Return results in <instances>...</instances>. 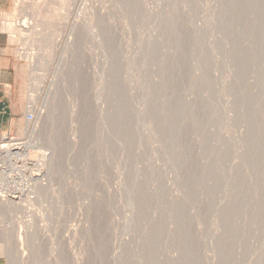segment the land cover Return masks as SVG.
Returning a JSON list of instances; mask_svg holds the SVG:
<instances>
[{"label":"rangeland","instance_id":"374dc122","mask_svg":"<svg viewBox=\"0 0 264 264\" xmlns=\"http://www.w3.org/2000/svg\"><path fill=\"white\" fill-rule=\"evenodd\" d=\"M7 1L0 30L14 67L0 144L7 135L5 143L26 154L13 165L0 157L8 170L0 173V197L16 199L0 208V247L14 251L22 226L33 229L35 212L42 221L34 228L36 252H13L9 260L1 250L0 264H264V0H217L223 8L232 3L221 7L231 8L230 17L215 0ZM56 10L60 18H44ZM214 13L227 17L218 25ZM20 20L38 29L41 46L34 48L25 28L17 31ZM194 25L208 26L205 38ZM178 41H188L184 50ZM194 41L209 45L212 58L202 47L195 56L202 44ZM46 50L52 59L42 65ZM234 72L243 81L231 80ZM31 95L42 97L43 107L32 134L24 130L37 117ZM182 98L195 99L196 113ZM185 104L196 121L186 109V118L180 113ZM179 127H193L192 152Z\"/></svg>","mask_w":264,"mask_h":264},{"label":"bare ground","instance_id":"6f19581e","mask_svg":"<svg viewBox=\"0 0 264 264\" xmlns=\"http://www.w3.org/2000/svg\"><path fill=\"white\" fill-rule=\"evenodd\" d=\"M67 1H69V0H61V4H62V5H65ZM194 1H198V0H194ZM199 1H200V0H199ZM210 1H211V0H210ZM215 1H216V3H217V2H218V3L220 2V1H217V0H215ZM222 1H223V0H222ZM222 1H221V3H225V2H226V0H224V2H222ZM228 1H230V0H228ZM236 1H237V0H236ZM236 1H235V2H236ZM257 1H258V0H257ZM231 2H233V1H231ZM231 2H230V3H231ZM235 2H233V3H234V4H233L234 7H235ZM237 2H238V1H237ZM237 2H236V5L238 6V4L240 3V1H239V3H237ZM212 3H213V2H212ZM218 3H217L216 5H218ZM226 3H227V2H226ZM248 3H250V2H248ZM200 4H201V3H200ZM214 4H215V3H213V4H211V5L213 6ZM240 4H241V3H240ZM259 4H260V3H259ZM49 5H50V4H49ZM198 5H199V4H198ZM201 5H202V4H201ZM201 5L198 6V7H201ZM216 5H214V6H216ZM220 5H221V4L219 3V5L217 6V7H219L218 10H221V9L223 8L222 6H224V5H222V6H220ZM229 5H230V4H229ZM229 5L226 6V7H224V8L229 7ZM231 5H232V3H231ZM231 5H230V6H231ZM241 5H243V4H241ZM248 5H249V4H248ZM257 5H258V4H257ZM260 5H261V4H260ZM260 5H258L259 8H261ZM209 6H210V5H209ZM214 6H213V7H214ZM195 7H197V5H196ZM198 7H197V8H198ZM202 7H203V6H202ZM202 7H201V8H202ZM213 7L210 8V11H211V9H212ZM221 7H222V8H221ZM234 7H232V8H234ZM238 7H239V6H238ZM207 8L209 9V7H207ZM224 8H223V9H224ZM235 8H236V7H235ZM244 8H245V7H244ZM248 8H249V7H248ZM250 8H253V6H252V7L250 6ZM254 8H256V7H254ZM34 9L39 10L38 8H36V6L34 7ZM229 9L231 10V8H229ZM229 9H227V10H228V12L230 13ZM241 9H243V8H241ZM257 9H258V7H257ZM37 10H36V11H37ZM194 10H195V9H194ZM202 10H204V9H202ZM227 10H226V11H227ZM238 10H239V9H238ZM247 10H248V9H247ZM250 10H251V9H250ZM253 10H254V9H253ZM259 10H260V9H259ZM261 10H262V9H261ZM36 11H32V12H36ZM198 11H200V10L198 9ZM198 11H197V13H198V15H199V13H200L201 11H200V12H198ZM204 11H205V10H204ZM207 11H208V10H207ZM210 11H209V12H210ZM212 11H214V10H212ZM226 11H222V10H221V12H224L222 15H224V14L226 15V13H227ZM233 11H234V10H233ZM39 12H40V11H37V12H36L37 15L39 14ZM214 12H216V11H214ZM225 12H226V13H225ZM255 12H256V11H255ZM255 12H254V14H255ZM257 12H258V11H257ZM257 12H256V13H257ZM194 13L196 14V11H195ZM211 13H212V12H211ZM216 13H217V12H216ZM216 13H214V14L217 16V18H216V19H217V24H218V23L221 24L222 22L220 23V21H221L222 19H224V18H226L227 16L230 15V14L228 15V13H227V16H226V17L224 16V18H223L221 14H220V15H221V17H220V15H217L218 13H217V14H216ZM251 13H252V12H251ZM251 13H249V14H251ZM259 13H260V12H259ZM201 14H202V13H201ZM207 14H208V13H206L205 15H207ZM209 14H210V13H209ZM240 14H241V13H240ZM40 15H41V13H40ZM40 15H39V17H40ZM50 15H51V16H50ZM50 15L47 14V16L44 17V18H45V19H49V18H48V16H49L50 19H52V17H53L52 20H54V18H60V17H61V14L59 13L58 10H56V11L54 12V14L51 13ZM180 15H181V13H180ZM210 15H211V14H210ZM210 15H209V16H210ZM212 15H213V14H212ZM256 15H258V14H256ZM256 15H255V18H256ZM260 15H261V14H260ZM41 16H44V15L42 14ZM207 16H208V15H207ZM213 16H214V15H213ZM213 16H211V17H213ZM258 16H259V15H258ZM196 17H197V16H196ZM219 17H220V18H219ZM229 17H230V16H229ZM250 17H251V16H250ZM41 18H42V17H41ZM198 18H199V21H200V18H201V17L198 16ZM198 18H197V19H198ZM205 18H206V16H205ZM218 18L220 19L219 21H218ZM221 18H222V19H221ZM255 18H254V15H253V18H249V19L255 20ZM195 19H196V18H195ZM207 19H208V20H209V19L211 20V18H208V17H207ZM212 19H213V18H212ZM256 19H257V18H256ZM42 20H43V19H42ZM247 20H248V19H247ZM258 20H259V18H258ZM20 21H21V20H20ZM48 21L50 22V20H48ZM223 21H227V20L225 19V20H223ZM21 22H22V21H21ZM195 22H196V21H195ZM195 22H194V23H195ZM200 22L203 24L202 21H200ZM208 22H209V21H208ZM214 22H215V20H214ZM237 22H238V20H237ZM253 22H255V21H253ZM40 23H41V22H40ZM40 23H39V22H38V23L36 22L35 25H37V24L41 25ZM181 23H182V22H181ZM228 23H229V22H228ZM250 23H251V21H250ZM12 24H13V23H12ZM22 24H23V22H22ZM197 24H198V23H197ZM210 24H211V23H210ZM212 24H213V23H212ZM215 24H216V22H215ZM219 24H218V25H219ZM223 24H227V22H224ZM252 24H254V23H252ZM9 25H10V24H9ZM15 25H16V24H15ZM18 25H19V24H18ZM51 25H52V24H51ZM51 25H50L48 28L51 29V27H52ZM180 25H183V23L180 24ZM195 25H196V23H195ZM195 25H194V26H195ZM204 25H206V24H204ZM207 25H208V24H207ZM260 25H261V24H260ZM11 26H12L11 28H13V30L16 29V28L14 29L13 25H11ZM21 26H22V27H21ZM183 26H184V25H183ZM198 26H199V25H197V28H199V27L201 26V24H200L199 27H198ZM210 26H211V25H210ZM212 26L214 27V29H216L214 25H212ZM212 26H211V27H212ZM222 26H223V25H222ZM222 26H221V28H222ZM250 26H251V25H250ZM16 27H17V31L21 30V28H23V29L25 28L28 32H31V34H30V33H27L28 35H26V37H27V36L29 37V34L32 35L33 40H34V42H35V43L33 42V44H35V47H34V48H36L37 46H41L43 38L41 37V33H40V32H37L38 29H37L36 31H33L35 28H34V29L32 28L33 30H32V31H29V30H31V29L29 28L28 25L26 26L25 24L20 25V26H16ZM33 27H34V26H33ZM35 27H36V26H35ZM39 27H41V26H39ZM75 27H76V26H75ZM202 27H203V26H202ZM202 27H201V30H200V29H197L196 26H195L194 28H196V29L198 30V32L201 31V33H203L202 31H205V30H206L205 32H208V31H209V30H207L208 26H207L206 29L204 28L205 30H204ZM216 27H217V26H216ZM223 27H224V26H223ZM228 27H229V26H228ZM11 28H10V29H11ZM36 28H37V27H36ZM184 28L186 29V27H184ZM184 28L182 27L181 29H179V28H178V29L182 32V30H183ZM219 28H220V27H219ZM224 28H226V27H224ZM257 28H259V27H256V29H257ZM50 29H48V30H50ZM185 29L183 30V32H185V33H181L180 31H178V32L181 33V35L184 34V35L182 36V38H183L184 36H187V35H185V34H187L186 31H185ZM202 29H203V30H202ZM194 30H195V29H194ZM252 30H253V29H252ZM255 31H256V30H255ZM12 32H13V31H12ZM178 32H177V33H178ZM193 32H194V31H193ZM205 32H204L203 34H201V33H200V34L204 36ZM256 32H257V31H256ZM259 32H260V31H259ZM180 33H179V34H180ZM194 33H195V35H196V32H194ZM212 33H216V32L213 31ZM197 34L200 35L199 33H197ZM254 34H256L255 36L257 37V34H258V33H254ZM254 34H253V36H254ZM177 35H178V34H177ZM181 35H180V36H181ZM206 35H207V37H208V35H210V34H207V33H206ZM220 35H221V34H220ZM261 35H262V34H261ZM203 36L198 37L199 40H202V39H203ZM213 36H214V34H213ZM28 37H27V38H28ZM188 37H189V36H188ZM221 37H222V36H221ZM221 37H220V38H221ZM256 37H253V39H254V43L256 42V41H255V40H256V39H255ZM27 38H25V39L28 41ZM182 38H181V39H182ZM184 38H185V37H184ZM201 38H202V39H201ZM204 38H205V36H204ZM214 38H215V37H214ZM179 39H180V37L178 36V37H177V40H179ZM181 39H180V40H181ZM186 39H187V38H186ZM207 39H209V38H206V40H207ZM210 39H211V38H210ZM215 39H216V38H215ZM215 39H214V40H215ZM221 39H222V38H221ZM180 40H179V41H180ZM184 40H185V39H184ZM189 40H190V39H189ZM193 40H195V39L193 38ZM199 40H195V41H198V42H199ZM206 40L203 41V42L207 43L208 40H207V42H206ZM216 40H217V39H216ZM257 40H258V39H257ZM29 41H30V40H29ZM31 41H32V40H31ZM179 41H178L177 44H180V43L182 42V41H181V42H179ZM195 41H194V44H195V45L198 44V45L196 46L197 48L199 47V44H202V45L200 46V51H199V52H197L198 50H197V51H196V50L194 51V55H195V56H198V55L200 54V52L202 53L204 50H207V51L209 50V49H208V48H209V45H208V44H207V45H208V48H207V46L205 45L206 48H207V49H205V48H203V47H204V46H203L204 43H201V42H200V43H197V42L195 43ZM258 41H259V40H258ZM183 42H184V41H183ZM183 42H182V45L180 44V48H179V46H178V48H179L178 50H180L182 47H183V48H182L183 50L185 49V47H184L183 45H184V44H187L186 42H188V41H186L185 43H183ZM211 42H212V41H211ZM217 42H218V41H217ZM217 42H216V43H217ZM36 43H37L38 45H37ZM216 43H215V44H216ZM252 43H253V42H252ZM29 44H30V43H29ZM29 44H28V45H29ZM31 44H32V43H31ZM215 44L213 45L214 48H215ZM258 44H259V43H258ZM256 45H257V44H256ZM33 46H34V45H33ZM181 46H182V47H181ZM202 46H203V47H202ZM251 46H252V45H251ZM253 46H254V44H253ZM253 46H252V47H253ZM257 46H258V45H257ZM201 47H202L203 51H201V50H202ZM252 47H251V48H252ZM37 48H38V47H37ZM194 48H195V47H194ZM211 48H212V47H211ZM255 48H256V47H255ZM198 49H199V48H198ZM252 49H253V50H251V51H254V50H255L254 47H253ZM47 50H50V49L47 48ZM47 50H46V51H47ZM183 50H181V51L183 52ZM50 51H51V50H50ZM207 51H204L203 55H204L205 52H207ZM246 51H248V50H246ZM37 52H38V51H37ZM51 52H52V51H51ZM51 52L47 51L46 54L44 53L45 56H44V54H42L41 57H42V58L45 57V59H42V60L40 59L39 62H40L41 64H42V63L45 64L46 62H49L48 59H50V60L52 59V58H50V57L52 56V53H51ZM182 52H181V55L184 56V55L182 54ZM184 52H185V51H184ZM195 52H197V55H196ZM209 52H210V50L208 51V54H209V55H207V54H205V55H206L207 57L209 56V58H212V57H210V56H211V53H209ZM211 52H212V51H211ZM34 53H36V52H34ZM212 53H213V52H212ZM242 53H244V51H243ZM253 53H254V52H253ZM253 53H251V54H253ZM32 54H33V53H32ZM36 54H37V53H36ZM248 54H249V53H248ZM33 55H34V54H33ZM203 55L201 54V56H203ZM246 55H247V54H246ZM201 56H199L200 59H199L198 57H197V58L194 57V58L196 59V61H197V59L202 60V59L206 58V57L203 56L204 58L201 59ZM240 56H241V55H240ZM240 56H239V58H240ZM249 56H252V55H249ZM184 57H186V55H185ZM246 57H247V56H246ZM209 58H206V59L209 60ZM241 58H242V56H241ZM249 58H250V57H249ZM251 58H253V57H251ZM206 59H205V60H206ZM199 60H198V61H199ZM208 60H207V61H204V60H203V61H204L203 64L206 63V62H207V64H208V63L210 62V61L208 62ZM210 60H211V59H210ZM244 60H248V58H247V59H244ZM251 60H252V59H251ZM240 61H241V60H240ZM246 62H248V61H246ZM195 63H196V62H195ZM198 63H199V62H198ZM241 63H242V62H241ZM43 64H42V65H43ZM209 64H210V63H209ZM245 64H246V63H245ZM241 65H242V64H241ZM243 65H244V64H243ZM201 66H202V64H201ZM235 66H238V67H239V65H237V64H236ZM244 67H245V66H244ZM198 68L200 69V67H198V65L196 64V68H195V69L197 70ZM202 68H203V66H202ZM202 68H201V69H202ZM205 68L208 69V68H207V65L205 66ZM233 68H237V67H234V66H233ZM199 69H198V70H199ZM238 69H240V68H238ZM196 70H195V71H196ZM240 70H241V69H240ZM240 70H239V72H240ZM200 71H201V70H200ZM203 71H204V68H203ZM205 72H206V71H205ZM235 72H236V69H235ZM235 72H234V74H235V79H231V80H233L234 82H236L235 80H237V79L240 77V76H238V75H239V74L241 75V73H239V74L237 75ZM242 72H243V71H242ZM201 73H202V71H201ZM207 73H208V72H207ZM195 74H198V72H197V73L195 72ZM203 74H204V73H203ZM203 74L201 75L200 72H199V75H200V76H203ZM208 74H209V73H208ZM199 75H198V76H199ZM206 75H207V74H206ZM206 75H205V78H203V77H202L203 79L201 78L202 81H203L204 79L206 80V77H208V76H206ZM196 76H197V75H195L194 78H195ZM198 76L196 77V81H198V80L200 79V78H199L200 76H199V77H198ZM237 76H238V77H237ZM244 76H245V75H244ZM244 76H243V77H244ZM241 77H242V76H241ZM241 77H240L237 81H239V80L241 79ZM197 78H198V80H197ZM36 80H37V79H36ZM196 81H195V83L197 84ZM199 81H200V80H199ZM202 81H201V82H202ZM241 81H243V80L241 79ZM241 81H240V82H241ZM204 82H205V81H203L202 83H204ZM206 82H207V81H206ZM34 83H35V82H34ZM198 83H199V82H198ZM31 84H32V83H31ZM205 84H206V83H205ZM233 84H234V83H233ZM32 85H33V84H32ZM197 85H198V84H197ZM203 85H204V84H203ZM34 86H36V85L34 84ZM204 86H205V85H204ZM196 87H199V85L196 86ZM208 87H211V86L208 85ZM203 88H204V87H203ZM198 89H202V88H198ZM209 89H210V88H209ZM209 89H207V90H209ZM33 90H34V89H33ZM33 90H32V92H34ZM36 90H37V89H36ZM202 90H204V89H202ZM238 90H239V89H238ZM238 90H234V91H237V92H238ZM197 92H198V91H197ZM200 92H201V91H200ZM200 92H199V93H200ZM241 92H242V91H241ZM43 93H44V92H43ZM37 94H38V93H37ZM47 94H48V93H47ZM239 94H240V93H239ZM243 94H244V93H243ZM243 94H242V95H243ZM185 95L187 96V94H185ZM198 95H199V94H198ZM200 95H202V94H200ZM200 95H199V96H200ZM232 95H233V94H232ZM234 95H235V94H234ZM234 95H233V96H234ZM45 96H47V95L45 94ZM240 96H241V95H240ZM40 97H41V96H40ZM42 97H43V94H42ZM42 97H41V98H42ZM183 97H184V96H183ZM197 97H198V96H197ZM41 98L37 97L36 95H31V98H30L31 101H30V104H29V108L32 109V110H34L35 113L37 114V117H36L34 120H32V121H28V122L26 123V128L24 127V128H25L24 130H25L26 132L30 133V134H32V133H36V130L38 129L40 123L43 121V115H41V113L43 112V107H42V110H41V112H40V106H41V100H42ZM236 98H237V97H235L234 99H236ZM40 99H41V100H40ZM182 99H183V101L181 100L182 102L188 100L187 98H185V100H184V98H182ZM186 99H187V100H186ZM197 99H198V98H197ZM197 99H196V101H195L196 104L193 106V107H195V108H197L196 105L198 106V104H199V103L197 104V102H198ZM48 100H49V99H48ZM48 100H46V101L48 102ZM194 100H195V99H194ZM194 100H193V101H194ZM238 100H239V99H238ZM240 100H241V99H240ZM188 101H190V100H188ZM193 101H192V102H193ZM42 102H43V101H42ZM47 102H46V104H47ZM182 102H180V104H181ZM192 102H191V101L189 102V103H191V105H189V109L192 108V107H191V106H192ZM200 102H201V101H200ZM233 102H234V106H235V101L233 100ZM237 102H238V101H237ZM43 103H45V100H44ZM184 103H185V102H184ZM189 103L187 102V104H189ZM193 103H194V102H193ZM201 103H202V102H201ZM182 104H183V103H182ZM199 105H200V104H199ZM238 105H239V102H238V104H237L236 106H238ZM240 105H242V104H240ZM42 106H43V105H42ZM45 106H47V105H45ZM45 106H44V108H45ZM184 106H185V108H183ZM187 106H188V105H187ZM187 106H186V104L183 105V107L180 106V107H182V108H180V109H182V111H180V113L183 112V113H181L182 115H184V111H183V109L185 110ZM231 106H233V105H231ZM190 107H191V108H190ZM46 108H47V107H46ZM231 108H232V107H231ZM236 108H238V107H235V109H236ZM239 108H240V107H239ZM193 109H194V108H192L191 110H193ZM233 109H234V107H233ZM187 110H188V108L186 109V111H187ZM186 111H185V112H186ZM188 111H189V110H188ZM188 111H187V112H188ZM194 111H195V113H196L197 110L194 109V110H193V113H194ZM238 111H239V110H238ZM187 112H186V114L184 115L185 118H186ZM189 112H190V111H189ZM189 112H188V118L191 117V118L194 119L195 117H192L194 114H192V116H191L190 114H191L192 112H191L190 114H189ZM240 112H241V111H240ZM44 113H45V112H44ZM233 113H234V112H233ZM236 113H237V114H236ZM236 113H235V115H238V112H236ZM181 114H180V115H181ZM239 114L241 115L242 113H239ZM182 115H181V116H182ZM189 115H190V117H189ZM197 115H198V113H197ZM240 115H239V116H240ZM184 116H183V117H184ZM233 116H234V115H233ZM179 117H180V116H179ZM183 117H182V118L180 117V120H181V121H182ZM234 118H235V117H234ZM234 118H233V119H234ZM193 119H192V120H193ZM233 119H232L231 121H233V123H234L235 120H233ZM235 119H238V117L236 116ZM239 119H240V118H239ZM180 120H179V123L181 122ZM185 120H186V119H185ZM188 120H189V119H188ZM192 120H189V121H192ZM194 120L196 121V118H195ZM194 120L192 121L193 123L191 122V123H192V126H193V124H194ZM45 121H46V119H44V123H45ZM186 121H187V120H186ZM186 121H185V122H186ZM183 122H184V120H183ZM185 122H184V123H185ZM187 122H188V121H187ZM187 122H186L185 126L187 125ZM236 122H237V120H236ZM236 122H235V123H236ZM240 122H241V121H240ZM184 123H183V124H184ZM189 123H190V122H188V124H189ZM191 123L189 124V126L191 125ZM195 123H196V122H195ZM233 123H232V124H233ZM237 123H239V122H237ZM237 123H236V124H237ZM183 124H182V125H183ZM232 124H230V125H232ZM236 124H235V125H236ZM233 125H234V124H233ZM233 125H232V126H233ZM179 126H181V124H179ZM183 126H184V125H183ZM185 126H184V127H185ZM239 126H241V124H240ZM239 126H238V127H239ZM194 127H195V125H194ZM241 127H242V126H241ZM179 128H180V127H179ZM186 128H187V127H186ZM195 128H196V127H195ZM180 129H181V131H180ZM180 129H178V131H179L178 133H183V134H184L183 137L185 138V139H183V140H184L183 143L185 142L186 139H187V141H186V143H184L185 145L182 144V142H181V143H179L178 146H180V144H181V147H183L182 145H184V146L186 147V146H187L186 144H187L188 142H190L191 140H193V139H192V138H191V139L188 138V137H191L190 134L187 133V130H188L189 128H188L187 130H186L185 128L183 129L184 131L186 130L185 132H186V134H188V136H187V135L185 136V132L182 130V128H180ZM190 129H191V128H190ZM190 129H189V130H190ZM192 129H193V127H192ZM192 129H191V131H192V133H193L194 131H193ZM196 129H197V128H196ZM231 129H233V128H231ZM237 130H238V129H237ZM182 131H183V132H182ZM239 132H240V131H239ZM178 133H177V135H178V137H177V141L179 140V139H178L179 136L182 135V134L179 135ZM190 133H191V132H190ZM192 133H191V134H192ZM195 133H196V132H195ZM192 135H194V133H193ZM232 135H233V134H232ZM6 136H7V135H6ZM6 136L3 138L5 142L8 140ZM194 136H195V135H194ZM234 136H235V135H234ZM234 136H233V137H234ZM181 139H182V138H181V136H180V140H181ZM188 139H190V140L188 141ZM194 139H195V138H194ZM237 140H238V139H237ZM4 141H3V142H4ZM5 142H4L3 144H0V157H2V159H4V161H6V162H8V163H12V165H13V164H15V162H14V161H15V158H16V157L18 158V157H20V156L22 157V155L26 154V152H25L24 149L22 150V149L20 148V147H21L20 145L15 144V143H11L10 140H9V142H7V143H5ZM178 142H180V141H178ZM193 142H194V141H193ZM191 143H192V142H191ZM191 143H188L189 146H188V148L186 147V150L189 149V151H190V146H191L190 144H191ZM239 145H240V144H239ZM240 146H241V145H240ZM23 147H24V146H23ZM19 148H20V149H19ZM183 148H184V147H183ZM183 148H182V149H183ZM179 149H181V148L179 147ZM191 149H192V148H191ZM183 150H184V149H183ZM183 150H182V151H183ZM186 150H184V151H186ZM182 151H180V152H182ZM184 151H183L182 153H184ZM189 151H188V152H189ZM190 152H192V150H191ZM190 152H189V153H190ZM186 153H187V151H186ZM189 153H187V154H189ZM37 154H38V153H37ZM190 154H191V153H190ZM45 155H46V154H41V157H42L43 160H44V158L46 157ZM182 155H184V156L186 157V154H185V153L182 154ZM182 155L179 154V159H181V158L183 157ZM191 155H193V154H191ZM191 155H190V156H191ZM180 156H182V157L180 158ZM187 156H188V155H187ZM190 156H189V157H190ZM21 157H20V158H21ZM35 157H36V154H35ZM189 157H188V158H189ZM183 158H184V157H183ZM183 158H182V159H183ZM191 158H192V157H191ZM2 159L0 160V163L6 165V163H3V160H2ZM18 159H19V158H18ZM185 159H186V158H185ZM48 160H49V159H48ZM188 160H189V159H188ZM190 160H192V159H190ZM190 160H189V161H190ZM20 161H21V160H20ZM182 161L185 162L184 159L181 160V162H182ZM186 161H187V160H186ZM191 162H192V161H191ZM187 163H188V162H187ZM189 163H190V162H189ZM2 164L0 165V170H1L0 173L4 174V173H6V171L8 172V170L5 168L6 166L3 167L4 165L2 166ZM19 164H20V163H19ZM22 164H23V163H22ZM44 164H45V163H44ZM181 164H183V163H181ZM184 164H185V163H184ZM10 165H11V164H10ZM16 165H17V164H16ZM189 165H190V164H189ZM14 166H15V165H14ZM14 166H12L11 168H13ZM191 166H192V164H191ZM9 167H10V166H9ZM17 167H19V166H17ZM187 167H188V164H187ZM189 167H190V166H189ZM15 168H16V166H15ZM20 168H21V167H20ZM23 169H26V167L24 166ZM187 169H189V168H187ZM13 170H14V169H13ZM17 170H18V169H17ZM20 170H21V169H20ZM191 170H192V169H191ZM10 171H11V170H10ZM24 171H25V170H24ZM16 172H17V171H16ZM187 172H188V170H187ZM191 172H192V171H191ZM22 173H23V172H22ZM27 174H28V173H27ZM24 175H26V174H24ZM182 176H183V175H181V177H182ZM8 177H9V176H8ZM8 177H7V178H8ZM12 178H13V177H9V178L7 179V180H8L7 182L10 183L9 180H10V179L12 180ZM15 178H16V177H15ZM182 178H183V177H182ZM184 179H185V178H184ZM14 180H15V179H14ZM14 180H12V181H14ZM185 180H186V179H185ZM185 180H184V181H185ZM12 181H11V182H12ZM13 183L17 184L16 181H14ZM13 183H12V184H13ZM185 183H186V182H185ZM15 187H16V186H15ZM18 188H19V187H18ZM18 188L16 187L15 189H18ZM11 189H12V187H11ZM13 189H14V186H13ZM185 194H186V193H185ZM13 195H14V194H13ZM2 196H3V197H2ZM2 196L0 197V208H1V209L11 207L12 205H14V203H16V202H15L16 199H15V201H14L13 199L9 198L8 195H6V196L2 195ZM182 197H183V195H182ZM184 197H185V196H184ZM180 198H181V197H180ZM185 199H186V197H185ZM182 200H183V199H182ZM19 205H20V204H19ZM24 205H25V204H23L22 207H25V206H26V205H25V206H24ZM15 206H16V205H15ZM26 208H28V205H27ZM3 210H4V209H3ZM1 211H2V210H1ZM1 211H0V212H1ZM184 211H185V210H184ZM34 212H35V211H34ZM29 213H31V212H29ZM35 214H36V215H35ZM35 214L32 213V214H31V217H32V215H35V216H33V218L35 219V220H34L35 223L38 225L39 222L42 221V219H41V218H42V213H41V212L39 213V211H38V212H35ZM29 216H30V214H29ZM30 219H31V218H30ZM27 220H28V219H27ZM27 220H26V221H27ZM31 220H33V219H31ZM184 221H186V220H184ZM186 222H187V221H186ZM186 222H184V224H185ZM21 223H22V222H21ZM30 223H33V221H30ZM35 223H33V224H34L33 229L37 227V226L35 225ZM22 224H23V223H22ZM27 224H28V223H25V226L28 227V228L26 229V227H25L26 230H24V226H22V227H23V229H21L22 232H21V233L19 232V235H17V240H16V243H15V250H14V251H12L11 248L9 249L8 247H6V248H2V247H0V248H2V249H0V251H1V250L3 251V252H2V255H3V253L5 252L6 254H5V253H4V254L7 255V256L9 257V260H10L11 258H13V255H14L13 252L16 254V256L18 255V257H23L24 255H26V251L29 252V251L32 250L33 253H34V251L37 250V248H36V244H33V243H35L36 230H35V229H34V230H33V229L31 230V229H30L31 227H29L30 224H28L29 226H27ZM186 225H187V224L183 225V228H182V229H183L182 233H183V232L185 233V236H183V237H187L186 235L189 236V234H186V232L188 233V229H185V228L188 227V226L185 227ZM20 226H21V225H20ZM35 226H36V227H35ZM22 227H21V228H22ZM184 227H185V228H184ZM184 229L187 230V231H185ZM21 230H20V231H21ZM184 239H186V238H184ZM184 239H183V240H184ZM188 239H190V238L187 237V240H188ZM187 240H186V242H188ZM184 241H185V240H184ZM189 242H190V240H189ZM189 242H188V243H189ZM183 243H184V242H183ZM188 243H187V244H188ZM187 244H186V245H187ZM186 245H184V246H186ZM188 245H189V244H188ZM187 247H188V246H187ZM35 252H36V251H35ZM0 254H1V252H0ZM7 256H6V257H7Z\"/></svg>","mask_w":264,"mask_h":264},{"label":"crops","instance_id":"0c3cea01","mask_svg":"<svg viewBox=\"0 0 264 264\" xmlns=\"http://www.w3.org/2000/svg\"><path fill=\"white\" fill-rule=\"evenodd\" d=\"M7 3V0H0V10L5 8ZM13 67L14 58L9 52V37L6 32L0 30V125L9 121L7 102L10 101L11 92L6 86L11 83L9 77Z\"/></svg>","mask_w":264,"mask_h":264},{"label":"built area","instance_id":"2783aa9c","mask_svg":"<svg viewBox=\"0 0 264 264\" xmlns=\"http://www.w3.org/2000/svg\"><path fill=\"white\" fill-rule=\"evenodd\" d=\"M29 118H32L31 116Z\"/></svg>","mask_w":264,"mask_h":264}]
</instances>
